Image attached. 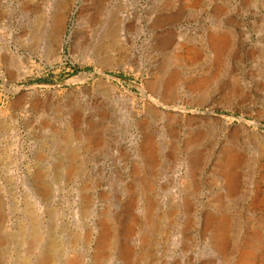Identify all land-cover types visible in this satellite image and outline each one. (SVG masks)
<instances>
[{
    "label": "rangeland",
    "instance_id": "obj_1",
    "mask_svg": "<svg viewBox=\"0 0 264 264\" xmlns=\"http://www.w3.org/2000/svg\"><path fill=\"white\" fill-rule=\"evenodd\" d=\"M249 263L264 0H0V264Z\"/></svg>",
    "mask_w": 264,
    "mask_h": 264
},
{
    "label": "bare ground",
    "instance_id": "obj_2",
    "mask_svg": "<svg viewBox=\"0 0 264 264\" xmlns=\"http://www.w3.org/2000/svg\"><path fill=\"white\" fill-rule=\"evenodd\" d=\"M148 95V94H147ZM149 97V96H148ZM248 252V251H247ZM249 257H251V256H249ZM242 258V257H241ZM248 258V257H247ZM246 259V258H245ZM242 261V260H241ZM244 262H245V260H244ZM249 262V261H248ZM250 264V263H249Z\"/></svg>",
    "mask_w": 264,
    "mask_h": 264
},
{
    "label": "water",
    "instance_id": "obj_3",
    "mask_svg": "<svg viewBox=\"0 0 264 264\" xmlns=\"http://www.w3.org/2000/svg\"><path fill=\"white\" fill-rule=\"evenodd\" d=\"M76 2H78V1H76ZM75 11L77 10V7L75 6V9H74ZM126 81H128V80H126Z\"/></svg>",
    "mask_w": 264,
    "mask_h": 264
},
{
    "label": "trees",
    "instance_id": "obj_4",
    "mask_svg": "<svg viewBox=\"0 0 264 264\" xmlns=\"http://www.w3.org/2000/svg\"><path fill=\"white\" fill-rule=\"evenodd\" d=\"M38 81H42V80H38Z\"/></svg>",
    "mask_w": 264,
    "mask_h": 264
}]
</instances>
